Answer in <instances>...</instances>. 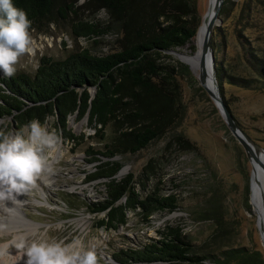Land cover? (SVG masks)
I'll use <instances>...</instances> for the list:
<instances>
[{
  "label": "rangeland",
  "instance_id": "rangeland-1",
  "mask_svg": "<svg viewBox=\"0 0 264 264\" xmlns=\"http://www.w3.org/2000/svg\"><path fill=\"white\" fill-rule=\"evenodd\" d=\"M209 2L199 0L202 16L207 12ZM249 6L252 7L250 12L247 11ZM228 7L231 9L221 16V31L215 37V53L229 70L259 83L261 78L255 70L253 53L264 54V0H231ZM100 10L91 0H84L82 4L77 0L75 13L63 17L55 10L50 19L36 23L29 30L34 41V54L20 58L15 74L34 75L43 56L63 59L71 52L85 48L97 55L114 51L120 36L114 30L109 14L107 19L97 18ZM79 21L94 23L103 33L76 38L72 25ZM197 37L187 46L176 48L175 53L171 52L174 61L165 59V62L173 64L179 71V62L189 66L178 53L195 54ZM191 68L192 75L180 73L173 82L180 95L171 94L172 125L167 133L134 154L118 152L114 157L124 164L118 178L132 174L141 198L151 193L176 195L178 208L158 210L148 219L139 209L129 211L125 225L117 229L99 227L98 220L104 214L92 213L90 207L105 198L106 179L87 181L88 173L95 169L96 163L89 162L91 156L86 150L90 146L104 150L105 143L121 144L117 141L120 134L113 124L106 128L105 140L87 137L94 134L88 126V117L78 119L73 115L69 120L72 131L76 135L86 133V137L75 142L61 138V150L52 161L54 172L47 178L48 182H38L35 189L22 196L21 205L17 206L18 215L31 228L23 220L5 218L0 211V247L7 245L4 256H0V264H6L10 258L8 255L11 256L9 251L15 252L19 260L9 259L7 264H26V250L16 247L22 236H26L29 243L40 238L70 243L81 238L85 246L96 245L97 264H121L114 259L115 252L141 247L154 238L158 239L159 231L167 225L184 227L195 251L202 255L213 251L219 253L232 244L256 246L264 252L258 215L251 199V161ZM1 76H4L2 72ZM94 92L91 89V93ZM224 97L243 131L264 148V90L225 84ZM54 121L52 116L43 125L51 131ZM14 124L10 117L0 118V130L7 125L8 133L19 131ZM177 134H182L185 140L174 139ZM213 208L224 219L226 230L218 245L211 248L218 226L206 212ZM12 227H19V231ZM205 262L215 264L210 260Z\"/></svg>",
  "mask_w": 264,
  "mask_h": 264
},
{
  "label": "trees",
  "instance_id": "trees-1",
  "mask_svg": "<svg viewBox=\"0 0 264 264\" xmlns=\"http://www.w3.org/2000/svg\"><path fill=\"white\" fill-rule=\"evenodd\" d=\"M77 0H12L15 7L26 11L32 21L31 28L50 19L57 10L63 17L76 12ZM101 9H107L114 30L120 36L114 51L97 55L90 49L71 52L63 59L43 56L34 75L20 72L10 78H0V118L10 117L20 130L32 120L41 125L54 117L57 134L71 142L84 139L86 133L76 135L70 127V117H88V126L94 130L87 137L106 138V128L113 125L119 131L121 144L105 143L104 150H86L95 162V169L88 173V182L106 179V196L91 204L92 213L104 216L98 226L117 229L128 222V212L143 213L146 219L158 210L173 211L178 208L176 195L161 196L151 193L141 198L134 185L132 174L118 178L124 167L114 157L118 152L136 153L147 148L154 140L163 137L171 125V110L176 93L173 85L180 73L192 75L190 67L179 62L178 68L165 62L174 61L171 54L176 48L192 43L202 23L199 0H91ZM225 0L220 17L230 7ZM252 7H247L251 11ZM246 9H243L245 12ZM246 13V12H245ZM76 38L102 34L100 28L88 21L73 23ZM221 27H215L213 49L216 51V35ZM192 48H194L192 46ZM255 70L261 78L255 83L228 69L215 53L216 76L221 95L225 84L264 90V54L253 53ZM95 89L94 96L91 89ZM203 89V88H202ZM179 93V94H178ZM9 127L1 130L8 133ZM174 139L185 140L182 134ZM186 142V141H185ZM106 158V160H104ZM247 185L246 194L249 197ZM248 200V199H247ZM206 214L217 222L218 231L211 242L216 247L226 230L224 219L211 209ZM160 237L141 247H128L113 254L121 264H264L261 248L229 245L220 252L200 254L185 233L184 227L167 225L159 231Z\"/></svg>",
  "mask_w": 264,
  "mask_h": 264
},
{
  "label": "clouds",
  "instance_id": "clouds-1",
  "mask_svg": "<svg viewBox=\"0 0 264 264\" xmlns=\"http://www.w3.org/2000/svg\"><path fill=\"white\" fill-rule=\"evenodd\" d=\"M84 3V0H80ZM107 9L97 13L107 19ZM32 21L25 10L14 6L12 0H0V72L6 78L17 71L20 58L33 55L34 41L30 34ZM61 150V137L39 120H32L14 133L0 130V208L19 204L18 199L47 181L54 172L52 161ZM16 247L24 249L26 264H97L96 245L85 246L81 238L70 243L64 240L18 238Z\"/></svg>",
  "mask_w": 264,
  "mask_h": 264
},
{
  "label": "water",
  "instance_id": "water-1",
  "mask_svg": "<svg viewBox=\"0 0 264 264\" xmlns=\"http://www.w3.org/2000/svg\"><path fill=\"white\" fill-rule=\"evenodd\" d=\"M224 2L225 0H214V4L210 6V9L208 8L207 12L203 16L202 22L204 21L206 22V28L204 31V36L201 44L200 55L198 57V63H197L198 72L193 68H191L190 65L189 66L197 74L200 85L207 91L210 97L215 101L216 105L222 112L231 131L238 139V141L242 144L249 160L253 163L255 161L257 162L260 161L259 156H261L264 153V148L261 147L259 144H257L247 133H245L243 129L240 127V125L237 123L231 111L229 110V108L227 107V105L223 100L216 76L215 53L213 49V34L215 27L220 26V23L222 22L220 17V12L223 8ZM209 13H210V17L207 18V15ZM200 27L201 25L199 26V29ZM199 29L197 33L199 32ZM171 52L175 53V50H172ZM209 64L211 69L210 74L208 72ZM209 81L211 82L212 85L211 87H209L208 85ZM94 94L95 92L92 95L94 96ZM262 165L264 168V164ZM122 169L120 170V172L122 171ZM262 242L264 244L263 237H262Z\"/></svg>",
  "mask_w": 264,
  "mask_h": 264
},
{
  "label": "bare ground",
  "instance_id": "bare-ground-1",
  "mask_svg": "<svg viewBox=\"0 0 264 264\" xmlns=\"http://www.w3.org/2000/svg\"><path fill=\"white\" fill-rule=\"evenodd\" d=\"M214 4V0H210L209 2V9L210 6ZM210 17V13L207 15V18ZM206 28V22H202L201 27L199 29V32L197 33V44H198V49L197 52L195 54H188V53H178L180 59L189 64L194 70H197V63H198V57L200 55V50H201V44H202V40H203V36H204V31ZM208 72L209 74L211 73V69H210V64L208 65ZM209 87H211V82L209 81L208 83ZM260 161H255V162H251L252 164V174H251V199H252V203L254 206V209L258 215V225L261 229L262 232V237L264 240V168L263 165L264 164V153L259 156ZM20 201L22 200V196H20L18 198ZM21 203L19 204H12L11 202H9L7 204V210H5L4 208H0V211L2 212L3 215H5V218H9L11 217L12 219H16V220H23L24 218H22L20 215H18L17 212V206H20ZM25 222V220H23ZM5 222V219H4ZM25 225L29 226L31 228V225L25 222ZM24 226V225H23ZM0 227H1V223H0ZM13 228V227H12ZM13 230H17L19 231V227H14ZM22 234V233H21ZM18 234V235H21ZM7 245H3L0 247V256L4 254V250L6 249ZM7 253V252H6ZM8 253L11 254V256L8 255V257H10L9 259L12 260H19V257H17L16 253H12L11 251H9ZM4 256V255H3ZM2 257V256H1ZM6 257V254H5ZM9 259L7 258V262L9 261ZM5 261V260H3ZM12 261V262H14ZM6 262V264H7ZM11 263V262H10Z\"/></svg>",
  "mask_w": 264,
  "mask_h": 264
}]
</instances>
